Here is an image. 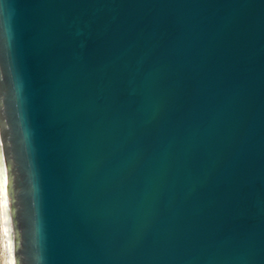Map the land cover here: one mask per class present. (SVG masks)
Returning <instances> with one entry per match:
<instances>
[{
  "label": "water",
  "instance_id": "1",
  "mask_svg": "<svg viewBox=\"0 0 264 264\" xmlns=\"http://www.w3.org/2000/svg\"><path fill=\"white\" fill-rule=\"evenodd\" d=\"M5 264H264V0H0Z\"/></svg>",
  "mask_w": 264,
  "mask_h": 264
},
{
  "label": "rangeland",
  "instance_id": "2",
  "mask_svg": "<svg viewBox=\"0 0 264 264\" xmlns=\"http://www.w3.org/2000/svg\"><path fill=\"white\" fill-rule=\"evenodd\" d=\"M0 264H5L1 229H0Z\"/></svg>",
  "mask_w": 264,
  "mask_h": 264
},
{
  "label": "bare ground",
  "instance_id": "3",
  "mask_svg": "<svg viewBox=\"0 0 264 264\" xmlns=\"http://www.w3.org/2000/svg\"><path fill=\"white\" fill-rule=\"evenodd\" d=\"M0 229H1V223H0ZM3 243V242H2Z\"/></svg>",
  "mask_w": 264,
  "mask_h": 264
}]
</instances>
